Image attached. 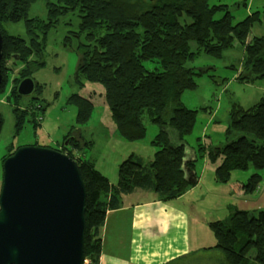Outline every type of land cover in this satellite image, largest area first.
I'll list each match as a JSON object with an SVG mask.
<instances>
[{
  "label": "trees",
  "instance_id": "16d2710c",
  "mask_svg": "<svg viewBox=\"0 0 264 264\" xmlns=\"http://www.w3.org/2000/svg\"><path fill=\"white\" fill-rule=\"evenodd\" d=\"M36 1L0 0V95L8 73L19 66L21 77L12 80L10 93L20 98L16 93L18 82L31 77L33 70L43 65L42 48L47 33L55 28L59 18L75 14L78 30L63 40L68 47L71 37H84L76 48L75 82L103 87L110 116L126 140L144 138L145 120L158 127L151 141L155 148L152 159L145 162L137 155H129L117 167L116 184H110L91 160L77 156V150L86 146L80 138L66 136L59 144L58 151L78 164L85 184L84 261L98 264L106 213L120 208L122 195L142 189L152 191L159 201H167L193 185L185 181L182 168L188 151L185 138L192 130L197 111L186 109L179 98L184 90L195 88V78L207 74V69L186 67L187 62L200 54L221 58L225 50L236 47L244 55L237 80L263 79L264 37L251 33L252 24L258 22L257 13L234 24L226 6H209L208 0H43L45 20L28 17L30 6ZM217 14H221L218 19ZM20 22L24 24L25 38L4 30L5 23ZM191 44L196 46L195 52L191 51ZM33 56L37 60L31 61ZM68 101L77 106L75 124H85L93 107L91 102L79 94L71 95ZM29 107L28 114L36 125V111ZM37 109L43 111L42 107ZM25 110L15 106L17 131L27 115ZM257 129H261L264 140V94L248 109L233 105L226 118L224 142L218 146L200 145L196 153L193 151L194 157L205 155L213 162L220 159L214 169L219 183H225L233 171H244L249 166L259 171L264 167V143L246 136ZM13 152L11 148L2 163ZM188 152L187 166L194 171L196 159L192 161V150ZM192 180H196L195 175ZM259 182V175L253 174L244 191H255ZM208 227L216 239L215 249L220 250L228 264H264V209L251 212L230 206L225 221H211Z\"/></svg>",
  "mask_w": 264,
  "mask_h": 264
},
{
  "label": "rangeland",
  "instance_id": "374dc122",
  "mask_svg": "<svg viewBox=\"0 0 264 264\" xmlns=\"http://www.w3.org/2000/svg\"><path fill=\"white\" fill-rule=\"evenodd\" d=\"M49 1L54 2V0ZM208 4L226 6L234 24L257 13L258 22L255 24L264 37V0H208ZM46 14L43 0H37L28 11L29 18L38 17L45 20ZM220 17L221 14H217L216 19ZM78 23L77 15L68 14L59 18L55 28L47 33L42 48L43 65L31 73L32 79L38 84V88L31 96L14 98L10 93L12 80L21 77L18 76L19 66L7 75L4 91L0 95V186L2 159L11 148L15 150L22 146H39L56 150L55 142H62L63 137L72 138L73 135L76 137V134H79L86 144L82 151L91 159L94 168L111 184L117 183V167L129 155H139L146 159L154 150L151 141L158 133L156 125L145 120L147 129L144 138L136 141L126 140L120 135L110 116L103 87L91 83L80 86L75 82L78 63L76 48L79 43L84 42V37L83 35L78 39L71 37L68 47L63 40L71 32H77ZM3 27L7 34L25 38L23 22L5 23ZM191 51H196L194 44H191ZM243 56V52L234 47L225 50L221 58L215 59L200 54L193 61L187 62L186 67L207 69V74L195 78V88L184 90L179 98L186 109L197 111L192 130L185 138L187 146L195 153L200 145L218 146L224 142L226 118L233 105L248 109L264 94V78L248 82L237 80L236 73L239 72L237 69L240 68ZM30 60L34 61L37 58L33 56ZM73 94H79L93 105L88 121L80 126L75 124L77 106L68 101ZM15 106L19 110L25 108L27 110H25L27 115L23 116L18 131ZM29 106L36 111L38 122L36 125L28 114ZM37 107H42L43 111H39ZM246 136L264 143L261 129L247 133ZM219 161L220 159H216L215 162L208 161L205 155L196 157L197 174L203 172L204 175L203 187L199 185L200 187L193 193V199L198 205V207L193 206L196 214L213 221H225L230 206L251 212L263 210L264 167L259 171L252 166L244 171H233L225 183H219L214 178L215 164ZM203 165H207L205 168L207 172L202 169ZM253 174H258L260 177L258 188L252 192H245L244 185ZM181 235L183 240L184 230ZM175 253L170 264H228L217 249L190 253L184 244L179 246ZM170 255L172 257L173 253Z\"/></svg>",
  "mask_w": 264,
  "mask_h": 264
},
{
  "label": "water",
  "instance_id": "95a60500",
  "mask_svg": "<svg viewBox=\"0 0 264 264\" xmlns=\"http://www.w3.org/2000/svg\"><path fill=\"white\" fill-rule=\"evenodd\" d=\"M1 51L0 33V61ZM35 88L26 77L16 93L29 97ZM189 161L184 158L182 172L194 185ZM85 199L79 166L68 155L47 147L16 148L2 163L0 264H83Z\"/></svg>",
  "mask_w": 264,
  "mask_h": 264
},
{
  "label": "crops",
  "instance_id": "0c3cea01",
  "mask_svg": "<svg viewBox=\"0 0 264 264\" xmlns=\"http://www.w3.org/2000/svg\"><path fill=\"white\" fill-rule=\"evenodd\" d=\"M251 28L254 37H262V31L255 23ZM241 66L240 64L237 69L239 72L236 77L242 71ZM76 137L83 142L79 134H76ZM60 143L55 142L56 150L60 149ZM153 149V152L149 153L151 156L148 155L146 159L137 156L148 162L155 152L154 147ZM191 150L188 147V151ZM188 151L184 155L186 159L189 158ZM77 156L91 160L82 148L77 150ZM196 165L197 163L194 166L196 183L175 199L159 201L152 191L142 189L122 195L120 208L106 213L98 264H170L177 248L184 244L190 253L216 250V239L208 227V223L213 220L202 218L193 208L198 207L193 193L199 185H204L203 172L198 175ZM206 166L203 165L202 169Z\"/></svg>",
  "mask_w": 264,
  "mask_h": 264
},
{
  "label": "built area",
  "instance_id": "2783aa9c",
  "mask_svg": "<svg viewBox=\"0 0 264 264\" xmlns=\"http://www.w3.org/2000/svg\"><path fill=\"white\" fill-rule=\"evenodd\" d=\"M83 264H86V261H84V263Z\"/></svg>",
  "mask_w": 264,
  "mask_h": 264
}]
</instances>
